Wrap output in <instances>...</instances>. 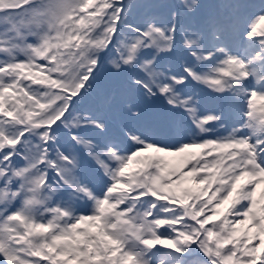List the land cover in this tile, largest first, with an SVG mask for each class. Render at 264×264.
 Here are the masks:
<instances>
[{"label":"snow or ice","instance_id":"snow-or-ice-1","mask_svg":"<svg viewBox=\"0 0 264 264\" xmlns=\"http://www.w3.org/2000/svg\"><path fill=\"white\" fill-rule=\"evenodd\" d=\"M262 185L264 0H0V264H264Z\"/></svg>","mask_w":264,"mask_h":264},{"label":"rangeland","instance_id":"rangeland-1","mask_svg":"<svg viewBox=\"0 0 264 264\" xmlns=\"http://www.w3.org/2000/svg\"><path fill=\"white\" fill-rule=\"evenodd\" d=\"M210 134V133H209ZM215 151V150H214ZM178 158L179 157H177V156H174L173 157V162H176V161H178ZM180 159V158H179ZM181 160V159H180ZM132 170H134V167H133V165H132ZM187 187H194V185L191 183V180L187 183ZM258 198V197H257ZM260 198H258V200H259ZM211 223V222H210ZM247 227V225H242L241 226V229L243 230L244 228H246Z\"/></svg>","mask_w":264,"mask_h":264},{"label":"bare ground","instance_id":"bare-ground-1","mask_svg":"<svg viewBox=\"0 0 264 264\" xmlns=\"http://www.w3.org/2000/svg\"><path fill=\"white\" fill-rule=\"evenodd\" d=\"M199 150V149H198ZM261 187H264V185H262Z\"/></svg>","mask_w":264,"mask_h":264}]
</instances>
